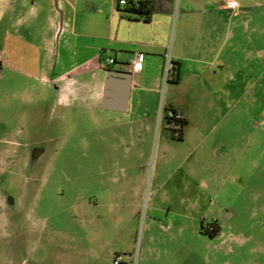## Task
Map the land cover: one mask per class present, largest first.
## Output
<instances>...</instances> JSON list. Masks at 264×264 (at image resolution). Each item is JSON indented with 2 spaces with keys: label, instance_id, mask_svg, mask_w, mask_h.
Listing matches in <instances>:
<instances>
[{
  "label": "rangeland",
  "instance_id": "obj_1",
  "mask_svg": "<svg viewBox=\"0 0 264 264\" xmlns=\"http://www.w3.org/2000/svg\"><path fill=\"white\" fill-rule=\"evenodd\" d=\"M94 1L106 0L71 1V25L86 31L101 18ZM8 20L0 42L30 40ZM175 86L164 81L139 120L101 104L66 108L5 68L0 264H264V98L227 109ZM171 101L191 122L185 140L167 126Z\"/></svg>",
  "mask_w": 264,
  "mask_h": 264
},
{
  "label": "crops",
  "instance_id": "obj_2",
  "mask_svg": "<svg viewBox=\"0 0 264 264\" xmlns=\"http://www.w3.org/2000/svg\"><path fill=\"white\" fill-rule=\"evenodd\" d=\"M71 1L0 0V27L7 17L10 26L27 27L30 33L29 41L0 42V80L5 68L18 69L64 96L66 108L83 102L94 112L102 105L107 73H130L128 111H105L137 114L142 120L164 84V56L171 47L179 73L175 89L184 97H217L227 109L239 96L264 98V0H231L239 3L238 10L226 7L230 0H174L172 15H154L150 21L122 18L114 0L94 1L93 11L101 18L86 31L71 25ZM62 20L65 34L58 53ZM110 58L116 63L104 67ZM133 60L141 63L140 71ZM168 107L186 120L185 140L190 120L174 101Z\"/></svg>",
  "mask_w": 264,
  "mask_h": 264
},
{
  "label": "trees",
  "instance_id": "obj_3",
  "mask_svg": "<svg viewBox=\"0 0 264 264\" xmlns=\"http://www.w3.org/2000/svg\"><path fill=\"white\" fill-rule=\"evenodd\" d=\"M174 3V0H146L138 1L134 0L126 8H120L118 5V11L122 18H134L136 20L150 21L154 15H172L170 6ZM179 81L178 69L173 64L172 73L169 79V83L177 84ZM165 120L167 122L169 130L172 132V136L176 140L183 139L184 129L187 125L186 120L176 119L177 112L171 109L165 110ZM171 112L174 117L169 118L168 113ZM179 128V129H177Z\"/></svg>",
  "mask_w": 264,
  "mask_h": 264
},
{
  "label": "water",
  "instance_id": "obj_4",
  "mask_svg": "<svg viewBox=\"0 0 264 264\" xmlns=\"http://www.w3.org/2000/svg\"><path fill=\"white\" fill-rule=\"evenodd\" d=\"M132 88L130 73L109 71L104 88L102 108L117 112H127Z\"/></svg>",
  "mask_w": 264,
  "mask_h": 264
},
{
  "label": "built area",
  "instance_id": "obj_5",
  "mask_svg": "<svg viewBox=\"0 0 264 264\" xmlns=\"http://www.w3.org/2000/svg\"><path fill=\"white\" fill-rule=\"evenodd\" d=\"M117 5H119L120 8H126L131 2H133L134 0H114ZM226 7L229 10H238L240 9V5L238 2L236 1H227L226 2ZM135 64V68L137 71H140L142 69L141 63L138 60H133L132 61ZM115 62L114 59L110 58L108 60H106V62L104 63V67L107 66H111L113 65ZM173 53H172V48L169 47V49L167 50L165 56H164V66H163V77H164V81L167 83L170 79L171 73H172V69H173ZM165 116V115H164ZM168 116L170 119H172L174 117V115L169 112ZM176 119H182V117L178 114L176 116ZM179 129V128H177ZM122 261V259L119 257L118 260L116 261V264H119Z\"/></svg>",
  "mask_w": 264,
  "mask_h": 264
},
{
  "label": "flooded vegetation",
  "instance_id": "obj_6",
  "mask_svg": "<svg viewBox=\"0 0 264 264\" xmlns=\"http://www.w3.org/2000/svg\"><path fill=\"white\" fill-rule=\"evenodd\" d=\"M201 226H202V228H201V233H202V234H205V233L207 232V230H208L207 227H206V224L202 223ZM217 226H218V224H217ZM217 226H216V227H217ZM216 232H217V234H219V233H220V228L217 227Z\"/></svg>",
  "mask_w": 264,
  "mask_h": 264
}]
</instances>
